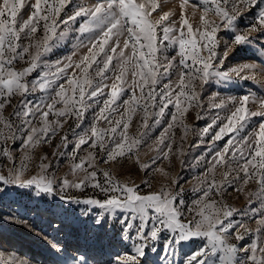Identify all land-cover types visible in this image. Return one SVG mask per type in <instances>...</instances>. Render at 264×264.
Wrapping results in <instances>:
<instances>
[{"label": "snow or ice", "instance_id": "snow-or-ice-1", "mask_svg": "<svg viewBox=\"0 0 264 264\" xmlns=\"http://www.w3.org/2000/svg\"><path fill=\"white\" fill-rule=\"evenodd\" d=\"M72 4L73 0H0V159L5 161L0 166V192L5 186L31 189L37 196L55 195L87 205L89 213L99 209L96 224L110 217L119 224L122 239L137 241L131 253L113 256L112 264H149V252L157 264H165L183 243L196 239L204 242L184 253L179 264H264V95L209 97L207 107L216 114L200 130L199 143L210 136L211 155L196 177L191 191L197 195L190 202L186 203L182 187L162 184L154 190L149 178L141 181L148 189L142 192L140 184L121 182L111 172L112 164L120 168L127 164L167 178L169 173L157 162L184 156L183 142L193 131L186 116L195 110L197 119L204 118L200 110L205 85L237 78L260 83L255 73L264 69L256 63L222 69L236 46H254L258 37H264V6L243 31L236 27L241 16L264 5V0H181L178 17L176 11L164 10L162 0H94L74 5L69 13ZM189 8L192 17L198 14L195 27ZM80 18L76 31L84 39L76 50L54 63L46 61L45 56ZM222 30L233 33L223 52L219 50ZM81 48L86 51L77 56ZM37 92L44 94L38 104L11 103L16 96ZM7 107H13L11 116L19 123L3 115ZM89 111H93L91 125L78 132ZM221 111L227 115L222 117ZM166 115L167 123L149 144L153 129ZM137 117V131L130 134ZM256 117L258 125L242 135ZM69 120L75 122L70 129L73 139L64 133L53 156H69L74 162L69 174L58 176L47 155L37 164L33 153L42 144L51 145ZM176 128L183 133L179 143ZM225 137L223 146L215 147ZM70 144V153L60 150ZM142 146L155 153L149 162L140 160ZM89 189L102 195L83 199L71 195ZM229 189L245 192L248 212L225 202ZM235 215L241 219L235 220ZM245 217L255 221V229L247 226ZM4 219L27 226L15 216ZM246 235L254 236L247 247L232 242ZM75 260L88 264L83 256ZM0 264L29 262L15 252L0 251Z\"/></svg>", "mask_w": 264, "mask_h": 264}, {"label": "rangeland", "instance_id": "rangeland-1", "mask_svg": "<svg viewBox=\"0 0 264 264\" xmlns=\"http://www.w3.org/2000/svg\"><path fill=\"white\" fill-rule=\"evenodd\" d=\"M94 0H73V4L69 6L68 11L71 13L74 5L90 4ZM181 0H162L163 8L165 11L174 10L179 16V4ZM195 0H190V3ZM264 5H258L251 11L246 12L236 22L238 30L243 31L250 23L255 19L256 13L259 11V7ZM27 8L25 9V13ZM189 19L193 24V27L197 25L198 14L196 17L191 16V9L189 8ZM83 18L78 19L72 24V31L63 40L56 43L53 50L45 56V60L49 63H54L57 60H61L64 57L71 55L76 50V45L79 40L84 39L78 35L76 29L82 23ZM255 35V34H253ZM220 46L219 50L223 52L225 50V42L232 43L233 33L230 31H221L219 33ZM259 43L254 42V46L242 45L236 46L235 50L230 53L229 57L225 61L222 70H227L230 67L236 66L240 63H256L260 69H264V37H258ZM86 49L81 48L77 52V56L82 55ZM170 56L174 54V50H169ZM21 67V65H17ZM39 70L34 72L28 77L29 81L34 79L38 75ZM259 84L252 80L234 79L230 82L217 83L215 80L209 81L205 85L202 100L204 101V109L200 110V115L203 119H197L195 110H190L186 116L185 123L190 125L193 129L189 132L186 140L183 142L184 156L178 159L176 156L171 157V162L168 160L158 161L157 166L164 168L169 176L167 178L160 176L159 174H146L145 171L139 167L133 165H124L123 168L118 167L115 163L111 166V172L115 178L121 182L132 184H140V190L147 192L148 189L141 184L144 179H151L153 189L158 190L162 184H167L172 188L182 187L184 189V199L190 202L197 195L193 193L191 189L197 185L196 177L201 176L204 172V161L210 157L208 149L212 147L209 145V137L204 138L203 143H199V132L205 125L210 123L211 119L215 116L216 110L208 109V99L213 95L218 98L227 97H240L249 92H255L257 95H264V71H257L255 73ZM175 77H173L174 79ZM44 94L37 92L28 95L26 98L16 96L12 98V105L18 106L21 101L29 103V106L38 104ZM218 102V101H217ZM95 111V109H93ZM93 111H89L85 114L84 122L81 125V131L83 128L88 127L92 123ZM170 111V109H169ZM13 113V107H7L3 115L12 118L16 123H19V119L11 116ZM220 115L226 116L224 111L220 112ZM49 119H53L50 114ZM138 117L134 119L130 128V134H135L137 131ZM168 116L164 118V122L153 129L151 133V139L148 141L150 144L152 140L160 134L161 130L167 123ZM260 118H253L248 128L242 135H246L248 131H251L258 125ZM35 123V121H34ZM151 123V121H150ZM75 126L74 120H69L63 130L53 138L51 145L42 144L33 153V159L38 164L40 158L47 155L48 161H52L54 164L53 170L56 171L58 176H64L69 174L71 164L74 162L69 156L54 157L53 153L56 151V146L60 143V137L64 133H68L69 140L73 139L71 134V128ZM215 131V130H213ZM180 128L175 129V135L177 142H180L182 135ZM228 137L224 140L217 142L215 147H222ZM199 143V146L197 144ZM14 148H18L19 144L14 145ZM72 145L70 144L67 149L61 148V151L70 153L72 151ZM85 148L87 145L84 146ZM175 151V148H174ZM82 154V153H81ZM155 153L150 150L149 147L142 146L139 157L141 162H149L150 158ZM200 160L197 165V160ZM181 159L183 163H181ZM5 163L3 159H0V166ZM101 168H107L106 165L100 164ZM36 171L35 168L32 169ZM218 170L217 179H222ZM71 179L72 176L69 175ZM179 180V184H173V180ZM71 195L77 196L81 199L84 196L102 195L100 193L93 192L89 189L84 194L78 192H72ZM217 199H219L217 197ZM225 202L234 208L242 209L244 212H248V198H246L244 191H232L228 190L224 197ZM256 205L253 204V207ZM88 206L84 204L68 203L61 200L58 196H37L35 191L31 189H21L10 186H5V190L0 192V251L5 255L10 252H15L16 255L24 260H27L29 264H78L75 257L83 256L88 264H112V257L121 253H131L134 249L137 241L134 237L129 239H122L120 234V226L116 220L110 217H106L105 221L101 224H96L95 215L99 209H92L89 213L87 211ZM15 216L22 221H26L27 226L24 223H12L6 217ZM119 216V213H118ZM190 218V217H189ZM235 220H240L239 215L234 216ZM247 226L251 229L256 228L254 220H248L245 217ZM243 232V229H241ZM254 240L253 235H246L244 240L236 241L240 247H247ZM204 241L196 239L193 241L183 243L177 250L175 257L169 256L168 261L165 264H179V261L183 258L184 253L198 248ZM60 250H57V247ZM149 264H157L156 256L149 252L147 255Z\"/></svg>", "mask_w": 264, "mask_h": 264}]
</instances>
